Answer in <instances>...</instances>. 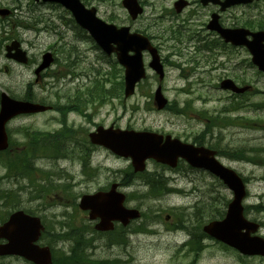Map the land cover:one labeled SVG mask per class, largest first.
<instances>
[{
	"label": "rangeland",
	"instance_id": "374dc122",
	"mask_svg": "<svg viewBox=\"0 0 264 264\" xmlns=\"http://www.w3.org/2000/svg\"><path fill=\"white\" fill-rule=\"evenodd\" d=\"M98 9L99 16L114 24L121 25L126 22L127 14L122 7V0H87ZM146 2L145 14L141 20L133 25L134 28H142L146 23L153 22V16H158L161 10L171 8L176 0L166 2L158 0H144ZM255 7H251L248 13L251 17L258 16L264 8V0L259 1ZM0 8L14 10L13 16L9 19L0 18V40L8 30L21 38L24 49L28 52L30 63L27 66L11 64L5 57L4 47L0 51V93L7 92L14 98L24 99L31 85L34 101L41 102L45 99L50 105L61 100L62 103L70 104L74 94L85 95L88 89L96 87L97 82L105 84L108 77L111 83L106 88H112L115 81H120L115 72L118 67H111V64L104 59L101 50L95 47L92 40L87 39L78 28L71 24L70 15L60 7L46 4H35L29 0H0ZM202 11V9H199ZM241 11V10H240ZM207 14L206 11H202ZM9 21V22H8ZM15 23V26L12 25ZM5 24V25H4ZM29 24L30 28L25 26ZM168 26V23L160 27ZM50 27L47 31L46 28ZM166 49L162 51V58L166 61V78L162 83L165 96L174 107L172 111H158L153 106L151 98L157 89L159 82L155 74L148 68V78L138 88L134 97L125 99L123 92L120 93V86L113 89L118 91L115 97H111L108 103L96 101L95 105L88 110L89 119L77 113H69L66 109H54L51 112L19 117L8 125L11 137L16 142H24L26 132L23 129L40 130L50 132L49 137H57L58 140L65 139L71 133L65 130L66 126L62 121L64 118L69 125L78 130L85 129L93 131L96 125L115 127L123 129L131 128L136 131H154L162 134H170L180 138L184 142L192 143L194 138L205 130L204 121L210 116H227L235 118L233 125H220L215 128L212 135L205 139V145L213 146L218 151L245 149V154L250 155L253 148L264 147V112L254 111V107L248 104L264 101V75H261L254 68H246L247 53L202 54L195 53V45L187 44L186 41L168 42L164 44ZM186 46H189L185 50ZM183 48V49H182ZM182 49L183 57L176 55L173 50ZM51 51L55 54L57 61L44 73L46 78L35 83V64L41 62L42 55ZM210 57V58H209ZM192 59V60H191ZM193 60L198 62L193 64ZM146 66L150 59L145 58ZM39 62V63H40ZM113 62V60H112ZM184 63L183 68H178L175 63ZM9 66V72H5L4 66ZM246 77L247 83L254 88V94L250 97L239 100L247 101L242 104V110L229 113L222 112L234 98L229 92L222 91L220 83L226 78L235 80V69ZM110 72L112 73L110 75ZM242 72V73H241ZM240 77V76H239ZM238 80V79H237ZM236 81V80H235ZM240 84V82H239ZM259 91H262L261 93ZM235 99V98H234ZM190 104L193 111L186 112L181 109ZM246 104V105H245ZM179 113V115H176ZM199 113H205L200 115ZM259 117V118H258ZM256 121V122H255ZM249 122H255L251 124ZM243 125V127H242ZM26 143V142H24ZM79 150L77 145L73 146ZM241 153L242 150H237ZM220 161L241 174L247 180L248 196L244 202L246 207L263 205L264 207V167L252 163L232 160L220 154ZM37 169H41L36 179L42 183V178L51 177L56 184H66L70 187V195L65 192L51 193L43 198L31 201L28 191L19 193V185L29 186V180H23L17 184L14 179L7 178L6 168L0 165V191H14L16 197L14 204L18 209L32 211V214L45 219L50 227L58 228V222L63 221L61 215L66 212L72 215L73 223L71 230L77 229L83 232L91 240L95 235H89V230L94 229V223L88 219L86 212L74 207H68L72 203H78L80 197L86 193H94L106 189L111 183L122 182L126 172H132L129 159L120 158L106 149L95 150L92 154L91 168L83 171L82 162L79 160L52 161L37 159ZM184 165L181 172L163 169L154 162H148V173H159L168 178V187L178 192L165 196H148L147 199L139 198L149 191L147 186L136 180L121 191L129 196L126 203L128 207H139L147 217H152L146 230L140 225L146 220L141 219L124 229L123 233L115 236H96L95 248L88 250L84 248L86 255L94 260L112 261L117 260L123 264H264V257L247 258L233 252L219 243L210 239L203 243L208 246L201 257L194 259V254L187 253V244L191 237L190 232L176 231L178 224L176 214L186 220V229L197 234L200 225L213 220L218 216V211H225L221 202H228L232 194L220 184V182L200 171H186ZM35 172V171H34ZM38 172V171H37ZM37 175V174H36ZM11 180H14L12 182ZM42 180V181H41ZM23 194V196H21ZM57 195V196H56ZM14 208L3 206L0 203V216H8ZM170 215V220L166 217ZM250 220L264 224V211L257 212L249 209L246 212ZM1 221V219H0ZM138 228V229H137ZM147 229L152 234L146 233ZM264 237V226L259 232ZM92 236V237H91ZM71 244V243H70ZM70 244H63L59 241L55 249L67 253ZM72 246V245H70ZM73 248V246H72ZM7 261H10L8 259ZM13 261V260H11ZM15 262V261H14ZM17 264L24 262L16 261Z\"/></svg>",
	"mask_w": 264,
	"mask_h": 264
},
{
	"label": "water",
	"instance_id": "95a60500",
	"mask_svg": "<svg viewBox=\"0 0 264 264\" xmlns=\"http://www.w3.org/2000/svg\"><path fill=\"white\" fill-rule=\"evenodd\" d=\"M39 1V0H37ZM45 2H59L73 13L78 24L87 29L98 45L111 55L117 53L119 62L125 68V96L135 93L136 85L146 78V70L142 59V51L149 50L153 56L150 66L160 74L163 79V66L157 51L150 47L146 38L141 35H130L129 29H117L108 26L96 18L95 10H87L79 0H43ZM124 5L130 13L136 16L142 12L137 0H125ZM6 16L9 11H0ZM251 35L253 40L247 41ZM235 45H245L253 55V62L264 71V33L251 34L248 32L233 33L226 38ZM112 44L116 45L114 49ZM19 43H13L9 51L17 49L15 58L26 62V53L19 50ZM133 51L135 55L129 53ZM43 64L37 70V74L45 70L52 63V55L46 54ZM223 89H230L236 93H243L247 88L239 89L233 81L226 80L222 84ZM156 103L159 109H163L167 101L162 96L159 88L156 93ZM48 110L47 107L16 101L6 94L2 95L0 110V151L9 146L6 124L15 116L24 113H38ZM95 145L104 146L115 154L132 159L134 171L143 172L146 169V161L153 159L158 163L175 168L180 158L186 160L194 168H203L217 177L234 193V200L229 205L227 217L222 222H214L204 228V231L217 240L231 246L246 255L264 256V239L251 237L259 226L248 222L243 217L242 201L246 196L242 179L233 170L222 166L214 157L215 153L205 148L183 144L178 140L164 138L152 133H136L134 131H122L104 129L103 127L90 135ZM118 185L114 184L109 192H98L93 195H85L81 199L79 208L89 212L92 221L99 220L96 229L106 232L114 229V223L120 222L127 226L130 220L141 217V213L135 209L124 207L126 196L117 191ZM44 226L40 218L32 217L23 211L11 215L9 221L0 226V239H7L6 245L0 246V256H22L35 264H51L52 255L48 247L40 248L34 245L40 238ZM246 230L244 233L243 231Z\"/></svg>",
	"mask_w": 264,
	"mask_h": 264
},
{
	"label": "trees",
	"instance_id": "16d2710c",
	"mask_svg": "<svg viewBox=\"0 0 264 264\" xmlns=\"http://www.w3.org/2000/svg\"><path fill=\"white\" fill-rule=\"evenodd\" d=\"M123 85V82L121 83ZM97 92L95 90H88L85 95L76 94L75 99L70 101L71 107L74 108V110L79 111L82 114H86L85 110L89 105H94L96 101H103V103H107L112 96L113 93L106 90V88L102 85H98L96 87ZM115 96V94L113 95ZM236 104H230L228 108H232L234 111V108L239 109L241 104L237 102ZM255 106V111L263 110L264 104H252ZM234 107V108H233ZM185 110V109H184ZM208 123L206 124V133H212V123L216 122L217 120H214V117H211L208 119ZM236 120H232L228 118V120L224 121L222 124L230 125L234 124ZM256 122V121H255ZM255 122H249L251 124H254ZM65 130H68L66 127ZM71 130V133H69L65 139L58 140L57 137H49V134H40L36 131L33 132H26V137L24 142H15L12 141L11 145V151H7L6 153L0 154V165L4 166L6 168V171L10 178L13 179H21L24 177H28L30 179V183L32 185V190L36 192L37 194H40L39 198H43L44 201H47L45 196H49L51 193L56 192H65L69 195V186L67 185H56L55 183L51 181H46V183L42 184L39 183L35 177H33L35 169V164L37 159H49L53 161H59L64 159H76L79 158L83 161L85 169H89V157L90 153L92 151V146H90L86 140L85 137H82L80 141H78L76 135L80 134L79 131H76L74 129L69 128V131ZM206 135L203 137L205 138ZM74 145H77L80 147L79 150L74 149ZM14 153L12 151L14 150ZM17 148V149H16ZM20 148V149H19ZM264 148V147H261ZM237 150H242L241 153L237 152ZM247 152L245 149H236V152L233 154H229L231 158L234 160L239 161H248L255 164H260L264 166V149L260 148H253L250 151V155L245 154ZM184 164L182 163L180 167H182ZM41 172V171H40ZM42 173V172H41ZM44 177V176H42ZM47 177V176H46ZM134 177H136L135 174L132 172H127L126 178L123 180L122 185H129L130 182H133ZM141 178L143 181H145V184L148 185L149 192L142 195V197L139 196V198H147L148 196H165L167 194H170L172 192L171 189L168 188L167 183L165 179L160 174H153V175H141ZM16 193L14 191L7 192V191H0V202L3 206H6L9 208L18 207L14 204L15 199H19L16 197ZM22 196V195H21ZM222 202L220 203V205ZM74 207V210H77L76 203H72L71 205ZM263 209L262 206L256 207V211H260V209ZM32 213V211H29ZM178 221V224L176 225L177 228L186 229L184 217H180L181 215L176 214L175 215ZM61 217L63 218V221L58 222V228L52 226L50 227L48 224L46 226V231L44 234L43 240L49 239V244H52L51 240H58L62 241L63 244L71 243L74 250L69 255L65 252H58L55 253L54 257V263L53 264H123L118 263L117 260L112 261H100V260H93L91 255H86V252H84V248L88 250H93L95 248L94 244L97 241L95 238L96 236H99L100 238L102 235L97 233L94 229L89 230V235H95L91 240L84 234L83 232H79L77 229L71 230L74 228L72 226L73 223V216L68 214L66 216V213L62 214ZM148 218V217H147ZM143 230H146V225L142 224L138 228H142ZM137 228V229H138ZM99 234V235H98ZM125 237L124 235H122ZM92 237V236H91ZM188 250L187 253L190 255L194 254L196 258L199 255V252L202 250L203 245L198 240L197 236L195 234H192V240L190 241V244H188ZM72 248V249H73ZM189 251V252H188ZM196 260V259H195Z\"/></svg>",
	"mask_w": 264,
	"mask_h": 264
},
{
	"label": "flooded vegetation",
	"instance_id": "af4514ba",
	"mask_svg": "<svg viewBox=\"0 0 264 264\" xmlns=\"http://www.w3.org/2000/svg\"><path fill=\"white\" fill-rule=\"evenodd\" d=\"M191 5H192V3H191ZM195 6H197V7H199L198 6V4H195ZM213 9V11L209 14V16H211L213 13H216V12H218L219 11V7H217V6H214V5H209L208 7H206V8H204V9ZM10 17L14 14V10L12 9H10ZM199 15H200V19L199 20H197L199 23L200 22H202L203 21V19H205V18H208V16L207 15H205V14H201V12H199ZM223 15V14H222ZM222 15H221V18H220V22L223 24V25H225L224 23H223V21H222ZM213 34V33H212ZM4 45H2V43L0 42V51L2 50V47L3 46H5V47H7L8 46V44H10V43H12L13 41H16V40H18V41H20V38L19 37H17V36H15L14 34H13V32H11V33H6L5 34V37H4ZM21 43V42H20ZM22 44V43H21ZM9 61V63H11V64H17V62H15L14 60H8ZM4 70L6 71V72H9V66H4ZM3 241H0V243H2ZM9 258H0V264H11V260L10 261H7ZM11 259H13V261H20V260H18V259H16V258H11Z\"/></svg>",
	"mask_w": 264,
	"mask_h": 264
}]
</instances>
